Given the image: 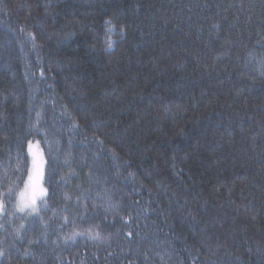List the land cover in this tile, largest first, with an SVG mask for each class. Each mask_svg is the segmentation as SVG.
Listing matches in <instances>:
<instances>
[{"label": "trees", "instance_id": "1", "mask_svg": "<svg viewBox=\"0 0 264 264\" xmlns=\"http://www.w3.org/2000/svg\"><path fill=\"white\" fill-rule=\"evenodd\" d=\"M0 203V264H264V0H0Z\"/></svg>", "mask_w": 264, "mask_h": 264}, {"label": "snow or ice", "instance_id": "2", "mask_svg": "<svg viewBox=\"0 0 264 264\" xmlns=\"http://www.w3.org/2000/svg\"><path fill=\"white\" fill-rule=\"evenodd\" d=\"M42 165L43 158L41 157L38 161L36 155H33V167L32 173L28 176L27 183L25 185L26 189L32 188L35 184H38L40 177L42 176ZM45 190L40 189V192L43 193ZM21 206L22 208H32L35 210L36 207V196L33 195L30 199H25V194L21 193ZM2 255V253H0Z\"/></svg>", "mask_w": 264, "mask_h": 264}, {"label": "rangeland", "instance_id": "3", "mask_svg": "<svg viewBox=\"0 0 264 264\" xmlns=\"http://www.w3.org/2000/svg\"><path fill=\"white\" fill-rule=\"evenodd\" d=\"M33 188V187H32ZM32 188H28V189H24V191L22 193L25 194V199H30V196L32 197L33 196V191H32ZM21 206V205H20ZM3 209V206L2 204L0 203V213Z\"/></svg>", "mask_w": 264, "mask_h": 264}]
</instances>
